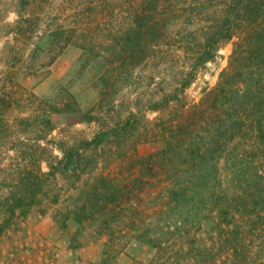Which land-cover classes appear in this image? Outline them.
Here are the masks:
<instances>
[{"label":"rangeland","instance_id":"1","mask_svg":"<svg viewBox=\"0 0 264 264\" xmlns=\"http://www.w3.org/2000/svg\"><path fill=\"white\" fill-rule=\"evenodd\" d=\"M229 2L0 0V223L25 191L39 200L0 231V264L173 261L188 240L176 239L167 199L193 176L182 154L207 140L215 112L238 111L245 75L264 73V44L254 38L264 20L235 23L232 38L197 64ZM211 94L223 96L212 104ZM179 129L185 145L169 146ZM245 143L237 152L255 159ZM249 162L244 169L264 172V161ZM227 163L219 175L230 191ZM141 232L163 233V250L137 240ZM253 246L264 257V233Z\"/></svg>","mask_w":264,"mask_h":264},{"label":"trees","instance_id":"2","mask_svg":"<svg viewBox=\"0 0 264 264\" xmlns=\"http://www.w3.org/2000/svg\"><path fill=\"white\" fill-rule=\"evenodd\" d=\"M228 9L220 29L207 39L205 51L198 57L197 64L210 60L221 40L232 38L235 23L244 22L252 27L264 20V0H230ZM256 33L254 38L261 43L254 41L255 45L264 44V32ZM242 80L245 87L238 84L233 97L240 103L238 111L232 116L226 114L225 118L212 117L215 112L206 121L207 140L189 153L185 150L182 154L184 158L187 157L183 163L190 164L193 176L188 182L169 188L167 199L177 217L172 227L179 232L180 237L176 239H183L187 235L188 240L186 245H177L173 261L169 264H264V257L259 259V256H255L258 251L253 246L255 239L262 238L264 233V172L261 173L251 164H247L251 166L249 169L243 168L245 161H252V164L256 160L264 161V73L257 77L248 74ZM222 92L225 94L224 89ZM221 96L211 94L209 101L213 104ZM210 104L208 100L203 101L198 112L203 113ZM187 126L190 124L187 123ZM194 126H197V122ZM185 134V130H180L178 135H172L168 145L183 147ZM240 141L249 145L245 151L250 147L249 156L255 159H246L243 153H238L237 144ZM62 148H67L61 147L66 154ZM168 153L163 156L165 166H171L175 156ZM222 160L225 164L228 162L226 168L233 183L230 191H227L219 175ZM243 177H248L250 181L245 183L244 179H240ZM25 192L23 194L26 195L7 205L0 231L10 225L18 209L38 203L36 192ZM202 233L208 234L209 239L205 242L200 236ZM162 235L153 239L150 232H141L136 239L143 242L154 240V246L160 252L163 250L161 246L167 242Z\"/></svg>","mask_w":264,"mask_h":264}]
</instances>
